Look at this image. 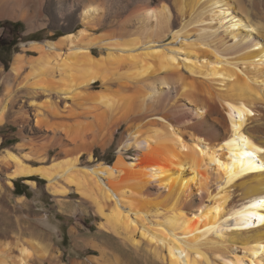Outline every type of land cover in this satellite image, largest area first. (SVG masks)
Listing matches in <instances>:
<instances>
[{"label":"bare ground","instance_id":"obj_1","mask_svg":"<svg viewBox=\"0 0 264 264\" xmlns=\"http://www.w3.org/2000/svg\"><path fill=\"white\" fill-rule=\"evenodd\" d=\"M4 21L65 33L0 69V126L22 95L0 169L93 207L97 233L70 232L93 255L70 264H264V0H0ZM126 121L115 161L81 166ZM59 258L0 240V264Z\"/></svg>","mask_w":264,"mask_h":264},{"label":"rangeland","instance_id":"obj_2","mask_svg":"<svg viewBox=\"0 0 264 264\" xmlns=\"http://www.w3.org/2000/svg\"><path fill=\"white\" fill-rule=\"evenodd\" d=\"M64 35L65 33L62 29L53 26L46 27L43 30L28 32L25 23L22 21L0 22V69H3L7 73L17 54L33 55L32 53L31 55L30 53H22V47L28 43L35 40L36 42H44L46 40L56 41ZM94 87L91 89L92 92L102 90L98 84ZM110 87L107 92L115 93L119 90L116 85ZM3 90L2 85H0V96L3 94ZM9 92L12 98L9 100L8 114L4 125L0 126V154L5 150H11L16 153V147L21 142L18 136L19 128L15 123L22 117V111L18 109L22 95L21 91L15 92L12 90ZM128 124L129 122L127 123V121L119 124L120 127L118 126V130L106 148L93 147L92 161H88L87 157L83 155L80 160L81 166H90L96 163L111 165L118 155V144L124 136ZM40 135L37 133H25L24 138L29 141L36 139L34 141L39 143L38 140L40 138L38 137ZM57 153V150L51 151L48 160L45 161L46 163L42 164L44 166L50 165L54 162ZM126 157H128L126 161H130L131 158L136 157V152L131 150L126 154ZM7 172L3 168L0 169L1 241L13 243L17 239L42 238L44 236V239L47 242L49 241L52 250L57 252L60 257V264H70L74 260L85 261L89 256L93 255L88 251L83 252L76 248L70 233L74 228H78L81 235L94 236L97 233L98 219L95 217V211L90 204L81 201L72 191V195L61 200L51 196V201L44 202V205L37 198L38 194L31 195L32 200L19 205L18 201L16 202L10 197V193L6 189L5 174ZM40 180L44 184L40 185L38 190L40 193L39 197L42 195L41 193H44V189L46 190L45 180Z\"/></svg>","mask_w":264,"mask_h":264},{"label":"crops","instance_id":"obj_3","mask_svg":"<svg viewBox=\"0 0 264 264\" xmlns=\"http://www.w3.org/2000/svg\"><path fill=\"white\" fill-rule=\"evenodd\" d=\"M26 182H34V181H29L26 179L18 178V179L11 180V186L6 185V189L9 191L10 197L14 199V201L16 202L18 201L19 205L32 200L33 198L31 195L34 196L35 194H38L37 198L40 199V201L42 202V205H44V202L46 201H51V195L48 193V191L44 189V193H41L42 195H40L39 197L40 193L38 190L40 188V185L34 182L35 187H32L28 185ZM20 200H22V203Z\"/></svg>","mask_w":264,"mask_h":264},{"label":"trees","instance_id":"obj_4","mask_svg":"<svg viewBox=\"0 0 264 264\" xmlns=\"http://www.w3.org/2000/svg\"><path fill=\"white\" fill-rule=\"evenodd\" d=\"M29 181H34L36 182L38 185H42L44 184L43 181L39 180L38 178H35V177H30L29 179H27Z\"/></svg>","mask_w":264,"mask_h":264}]
</instances>
